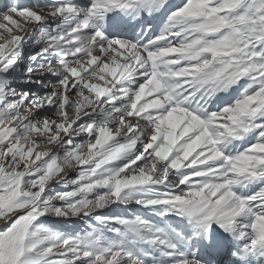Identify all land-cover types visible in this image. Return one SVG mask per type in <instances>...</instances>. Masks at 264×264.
Returning <instances> with one entry per match:
<instances>
[{"label":"snow or ice","instance_id":"obj_1","mask_svg":"<svg viewBox=\"0 0 264 264\" xmlns=\"http://www.w3.org/2000/svg\"><path fill=\"white\" fill-rule=\"evenodd\" d=\"M0 264H264V0L0 5Z\"/></svg>","mask_w":264,"mask_h":264},{"label":"rangeland","instance_id":"obj_2","mask_svg":"<svg viewBox=\"0 0 264 264\" xmlns=\"http://www.w3.org/2000/svg\"><path fill=\"white\" fill-rule=\"evenodd\" d=\"M49 115H51V113H49ZM69 176L71 177V176H74V173H69ZM135 207L136 206H129L128 208H125L124 206H118V207H116L117 209L116 210H113L112 211V209L111 210H108V211H105L103 214H106V215H111V214H127V213H129V212H133V211H135ZM51 219V221H55L56 220V218H50ZM56 224H57V227H60L61 228V230H73V231H78V230H82V229H84L83 228V222L81 221V220H79V219H75V218H73V219H70V220H68V221H63V220H60V221H57L56 222ZM65 226H67V227H65Z\"/></svg>","mask_w":264,"mask_h":264},{"label":"bare ground","instance_id":"obj_3","mask_svg":"<svg viewBox=\"0 0 264 264\" xmlns=\"http://www.w3.org/2000/svg\"><path fill=\"white\" fill-rule=\"evenodd\" d=\"M22 1V0H21ZM71 173V172H70Z\"/></svg>","mask_w":264,"mask_h":264}]
</instances>
